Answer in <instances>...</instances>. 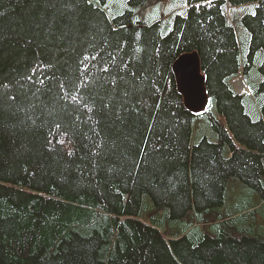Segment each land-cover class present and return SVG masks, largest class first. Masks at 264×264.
<instances>
[{"label":"trees","instance_id":"16d2710c","mask_svg":"<svg viewBox=\"0 0 264 264\" xmlns=\"http://www.w3.org/2000/svg\"><path fill=\"white\" fill-rule=\"evenodd\" d=\"M108 2L0 0V264H264V0H189L168 32L135 22L161 0ZM194 51L200 113L174 73Z\"/></svg>","mask_w":264,"mask_h":264},{"label":"rangeland","instance_id":"374dc122","mask_svg":"<svg viewBox=\"0 0 264 264\" xmlns=\"http://www.w3.org/2000/svg\"><path fill=\"white\" fill-rule=\"evenodd\" d=\"M189 0H161V2L157 5L150 4L143 8L142 10H139V12L136 15L135 22L138 21H155L162 19L165 21V32H168L173 25L175 15L177 13L183 12L188 6H189ZM129 7L128 0H109L106 10L111 18L122 14L126 11V9ZM250 9V6L248 8H239L235 14L233 15V11L231 12V18L236 26L237 33L242 45V51L245 52L249 40V32L245 29V27L239 23L238 18L245 12H247ZM236 17V18H234ZM264 60V55L259 54L257 63H261ZM254 76H259V73L254 70ZM240 79H242V75L239 76ZM238 78H236L235 85L238 91L241 89V84H239V81L236 82ZM244 79V78H243ZM256 79V78H253ZM257 80V79H256ZM251 81L248 80V83ZM243 84V83H242ZM247 87V86H246ZM248 89V87H247ZM246 94H249L246 96V103L249 113L253 116V118L258 119L260 118V99L257 96H254L250 94V92L247 90L245 92ZM213 114L220 117L222 120H224V116L220 114L217 110V108L213 109ZM195 131H196V137H203L208 136L210 139L214 140L216 138L213 130L209 126V120L207 119L206 115H198L196 116L195 120ZM227 154H230L228 151ZM245 189H250L246 187L243 184H235L231 183L228 187L227 191V202L228 205L231 207L232 211L236 210V207L234 206L235 199L238 197L240 192H242ZM150 206H153L151 197L149 195H146L144 197V210L147 211ZM260 213H264V205L260 208ZM258 214L259 217V228L260 230L263 229L262 227V218L261 214ZM264 216V215H263Z\"/></svg>","mask_w":264,"mask_h":264},{"label":"water","instance_id":"95a60500","mask_svg":"<svg viewBox=\"0 0 264 264\" xmlns=\"http://www.w3.org/2000/svg\"><path fill=\"white\" fill-rule=\"evenodd\" d=\"M174 73L187 107L195 113L204 112L210 99L199 54L194 51L179 57L174 64Z\"/></svg>","mask_w":264,"mask_h":264},{"label":"bare ground","instance_id":"6f19581e","mask_svg":"<svg viewBox=\"0 0 264 264\" xmlns=\"http://www.w3.org/2000/svg\"><path fill=\"white\" fill-rule=\"evenodd\" d=\"M176 62V61H175ZM237 81H239V84H241V89H240V93H245L247 90L249 91V88L247 89V87H248V85H247V83H246V81L242 78V79H240L239 77H238V79L236 80V82ZM243 83V84H242ZM247 86V87H246ZM238 90V89H237Z\"/></svg>","mask_w":264,"mask_h":264},{"label":"crops","instance_id":"0c3cea01","mask_svg":"<svg viewBox=\"0 0 264 264\" xmlns=\"http://www.w3.org/2000/svg\"><path fill=\"white\" fill-rule=\"evenodd\" d=\"M261 204H264V203H257L256 205H261Z\"/></svg>","mask_w":264,"mask_h":264}]
</instances>
